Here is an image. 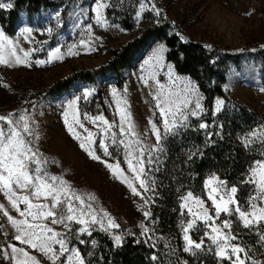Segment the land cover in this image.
<instances>
[{"label":"rangeland","instance_id":"rangeland-1","mask_svg":"<svg viewBox=\"0 0 264 264\" xmlns=\"http://www.w3.org/2000/svg\"><path fill=\"white\" fill-rule=\"evenodd\" d=\"M0 2L7 3L4 0H0ZM143 2H145L146 8L137 22L138 18L135 13L140 10L141 0H110L112 6L105 9L107 24L103 26L97 25L93 18L92 8L96 0H58L57 7L42 10L39 14L31 17L24 11L20 15L16 34L8 36L5 33V35L14 42L17 54L22 59L24 52L20 49L24 51L36 49V51L29 52L27 64H17L14 57H9L6 47L4 56L9 60V63L0 64V114L6 115L11 112L14 114V119L22 114L31 117L30 126L34 135L26 136V139L33 141L48 159L47 168L51 174L63 175L74 189L83 194H93L96 197L93 206L98 211L103 209L115 219L120 225L119 229H110L105 232L96 225L92 231V235L95 232H102L111 239L114 235L123 236V240L126 238L146 239L150 236L151 228L154 226L153 207L159 198L157 177L163 164L166 143L171 136L161 141L160 151H152L151 157L148 156V150H151L150 146L156 144L155 136L151 131L152 123H156L158 127L162 128V118L159 116L153 99L156 85L149 76L151 69L149 65H144V61L151 55L152 49L157 44L165 43L151 41L119 77L108 73L105 76L97 77L91 83L79 81L71 89L61 94L50 95V90L56 84L79 72H94L108 65L115 51L139 38L144 30L166 27L169 36H178L180 39L182 35L185 39L180 40L183 42L210 45V48H215L219 52L231 56L228 64L227 82L223 88L225 98H219L224 101V105L221 112L217 113L215 117L229 107L242 106L264 118V47H262L264 46V0H143ZM151 3H155L157 8L161 9L159 17L151 10ZM7 10H0V13ZM57 11L61 13L59 26L55 17ZM126 20L129 22V28L124 25ZM88 24L93 26L91 38L88 34ZM47 26L54 29L51 36L47 32L35 31V29H43ZM25 27L34 29L28 39H25L28 34L21 32V29ZM81 39L87 40L89 47L81 46L79 44ZM41 42L44 43L41 44ZM73 44L76 45L73 51L78 52V55L67 54L68 48ZM57 46L61 47V51L64 53L62 60H53L44 65L35 63L37 59H47L50 49ZM168 52L165 53V64L172 63L167 60ZM166 73V68L159 70L157 78L166 85V88L171 87L173 91H182L186 78H190L194 84L199 86L198 82L190 76L178 74L175 66L173 68V79L176 81L174 85L168 80ZM141 75L149 79L148 86H145L139 79ZM176 77L181 79H176ZM85 88L90 90V94L86 99L82 98L78 102V107L81 121L89 130L97 133V143L93 146L96 154L100 155L102 160H108L110 163H115L118 159L125 175L132 179L134 174L127 169V164L124 162V146L119 145L117 153V145L111 143V133L102 134L90 119L84 118V113H87L89 117L103 114L109 121H114L115 125H119L120 115L116 111V99L127 101V105L122 103L121 107L131 114L130 122L138 137L124 136L121 138L126 142L139 138L146 149L144 155L145 178L150 190L145 192L143 189H139L138 181L133 182L142 192L143 197L148 199L147 204L144 203L141 196L134 195L128 185L118 179L104 163L92 159L80 147V141L68 132L62 115L67 108L66 102L72 100L74 96H83ZM113 88L117 90L116 97L112 94ZM125 89H127L126 92ZM199 92L203 97L200 102L205 109V96L200 87ZM194 101L195 97H193V104ZM205 115L206 111L201 114L202 118L190 117L189 127L195 122L205 121ZM68 118L71 122V114ZM115 125L112 131L116 132L119 137V128ZM76 127L82 138L87 135L83 129ZM125 127H127V123ZM189 127L181 128L180 131ZM258 131L264 132V130ZM102 135L109 145V151L114 152L116 159L104 156L103 150L98 144ZM36 136L39 139H35ZM53 160L58 163H51ZM228 186L231 187L229 184ZM207 192L208 189H205L204 186L203 193L194 195L200 196L206 201V206L210 207L211 201L207 199ZM244 200L241 201L242 204ZM0 203L5 204L11 215L18 217L2 194H0ZM189 204L193 211L198 210L194 202L189 201ZM144 211L150 212V215L145 217ZM210 211H212L211 207ZM182 212L183 219L180 226L184 249L182 224L186 226L187 220L192 217L188 215L187 209ZM102 214L99 212V215ZM212 214L214 215V211ZM226 218L229 217L222 213L216 223L221 224L222 220ZM230 219L234 221L233 231L239 233V238L233 243L240 244L253 259L264 264V248L262 247L264 242H260L257 235V230L264 222L258 226V229L257 227L245 229L235 216ZM142 224L149 229L144 235L141 234L143 232ZM52 227L57 231L63 230L62 225H53ZM77 227L79 225L73 224V229ZM204 231V223L197 221L190 230V234L194 240L199 241ZM225 231L227 230L225 229ZM15 235V228L0 211V264H10V261L4 259L2 255L5 250L11 252V249L7 248L9 243L21 246L20 242L14 239ZM86 237L85 234L81 238ZM209 244L210 241L205 237L204 250H197V252L214 256L216 264H227L226 261L222 262L215 256L214 246L212 251H208ZM24 247L28 249V246L24 245ZM28 250L37 257L40 264H51V261L43 253L38 250ZM186 254L195 257L190 253ZM247 264H251V262L248 261Z\"/></svg>","mask_w":264,"mask_h":264},{"label":"snow or ice","instance_id":"snow-or-ice-1","mask_svg":"<svg viewBox=\"0 0 264 264\" xmlns=\"http://www.w3.org/2000/svg\"><path fill=\"white\" fill-rule=\"evenodd\" d=\"M13 3L0 2V10L13 8ZM110 0H96L92 11L94 20L97 25L107 24L105 17V9L111 7ZM151 10L159 17L161 9L157 8L155 3H151ZM146 8L145 2L141 0L139 11L135 13L137 22ZM61 13L56 12L55 17L57 25L61 24ZM92 24L87 25L89 38H91ZM117 27H119L117 25ZM34 29L25 27L21 32L27 33L25 39L33 33ZM35 31L47 32L49 36L54 29L47 26L43 29H35ZM181 40L185 38L181 35ZM44 42H41L43 44ZM81 46L89 47V42L85 39L79 41ZM7 47L9 57H14L17 64H27L30 51L24 52L22 59L17 54V48L14 42L5 35L4 29L0 26V64H8L9 60L4 56V49ZM75 44L68 48V55H78L73 51ZM210 48V45H206ZM264 47V46H262ZM170 51L165 44L159 43L152 49L151 55L144 61V65L150 66L149 76L155 82L156 92L153 96L155 107L158 109L159 116L162 118V128L156 123H152L151 131L155 136L156 144L150 146L148 156L151 157L152 151H160L161 141L174 137L179 134L181 128H187L190 125V117H201L205 111L201 104L203 97L199 92V86L194 84L190 78L184 80V88L180 92L173 91L171 87L161 83L157 78L158 71L167 69L168 80L174 85L172 63L165 64V53ZM64 53L61 47L51 48L48 52L47 59H37V65L51 63L53 60H62ZM154 61V63H153ZM29 66H31L29 64ZM143 68V65L141 66ZM145 86L149 85V79L141 75L139 77ZM176 79H181L176 77ZM127 89H125V92ZM90 94V90L85 88L83 96H74L72 100L67 101V108L62 113L64 123L67 126L68 132L77 140L80 141V147L84 149L88 155L94 159L101 161L106 167L120 180L128 185L132 193L136 196H141L144 203L149 201L143 197L141 191L133 181L139 182V189L145 192L149 191L148 181L146 180V169L144 155L146 152L142 141L137 138L135 141L121 138L124 136H137L133 125L130 122V113L121 107V104L127 105L126 100L116 99V111L120 115L119 125H115L114 121H109L103 114H97L89 117L84 113V118L90 119L91 123L100 129L104 135L111 133L112 145H123L125 149V161L127 169L134 174L132 179L125 175V171L121 168V162L116 159L113 151H109V145L106 143L104 136L98 140L99 147L103 150L104 156L116 159L115 163H110L108 160H102L100 155L96 154L94 145L97 143V133L89 130L80 119L78 102L83 98L86 99ZM114 97L117 96V90L112 89ZM193 97L195 101L193 104ZM224 101L217 99L213 109V123L215 116L221 112ZM71 114L72 120L69 121ZM13 113L6 115L0 114V194L18 214L13 216L4 203H0V211L7 217L8 221L15 228L16 235L14 239L20 242L21 246L14 243H9L7 250L3 251L4 259L10 261V264H40V261L35 255H32L28 249L38 250L51 261V264H91V261L86 258L81 249L77 245H86L89 243L86 239L81 238L83 235L92 236L94 226L98 225L99 229L108 232L110 229H119L120 225L115 221L110 214L103 209L99 211L93 206V201L96 197L91 194H83L79 190L72 187L71 183L64 178L63 175L51 174L48 171V159L40 152L38 146L33 141L26 139V136H33L34 133L30 126L31 117L20 115L18 118H13ZM202 118V117H201ZM99 122V123H97ZM127 123V127L125 124ZM151 123V122H150ZM119 128V137L117 133L112 131L113 127ZM78 126L87 133L82 138L81 133L77 131ZM208 122L203 121L198 125L199 129L206 130ZM222 127V125H221ZM218 135L219 133H215ZM208 139L214 135L212 132L206 133ZM35 139H39L38 136ZM260 140L264 144V132L253 130L245 135L242 143L245 148H248L254 140ZM206 140V145H207ZM199 149L190 150L189 159L197 154ZM202 155V153H200ZM264 156V153H261ZM135 161V163H134ZM51 163H58L53 160ZM240 184L252 186L251 191L245 198L244 203L238 197L239 188L236 184L231 187L228 182L222 180L219 176L213 175L205 181V189H208L207 199L211 201L210 207L206 206V201L200 196L194 195L188 191L181 196L180 208L187 209V213L191 219L187 220L186 226L182 224L183 240L185 246L183 251L190 253L192 256H197V250H204L205 237L210 241L208 251L215 248V256L220 261H226L227 264H261V262L253 259L248 251L238 243H233L239 238V233L233 231L234 221L230 219L235 216L236 220L245 229H252L264 222V159H256L249 167L248 173ZM189 201L195 203L197 211H193ZM23 205V207H21ZM102 212V215H99ZM226 214V219H223L221 224H217L216 220L221 217V214ZM150 212L144 211V216L148 217ZM197 221H202L205 225V231L199 241L194 240L190 234V230L196 225ZM73 224L79 227L73 229ZM53 225H62L63 230L57 231ZM143 232L146 234L149 229L143 224L141 225ZM225 229L227 231H225ZM257 235L260 242H264V233L257 230ZM116 246H120L123 242V236L114 235L112 237ZM75 241V243H74ZM139 243V241H136ZM97 240L91 239L90 244L93 248L97 246ZM28 246V249L24 247ZM155 245H153L154 247ZM87 257H92L93 252L87 251ZM153 261L157 260L155 254L152 255ZM182 264H188L183 261Z\"/></svg>","mask_w":264,"mask_h":264},{"label":"trees","instance_id":"trees-1","mask_svg":"<svg viewBox=\"0 0 264 264\" xmlns=\"http://www.w3.org/2000/svg\"><path fill=\"white\" fill-rule=\"evenodd\" d=\"M4 2L14 5L12 9L0 13V25L8 36L16 34L22 12L31 17L58 5V0ZM124 25L130 27L127 20ZM151 41L164 42L170 50L167 60L174 64L177 73L198 82L205 96V121L209 126L206 130L199 129V122H195L166 143L163 164L157 177L159 198L153 207L154 226L150 236L146 239L126 238L120 246H116L108 235L95 232L91 237L84 238L89 241L88 244L78 247L91 264H182L183 261L188 264H216L214 256L198 253L191 257L183 251L180 197L188 191L197 195L203 193L206 179L217 175L230 186L236 184L238 197L243 201L252 186L239 182L245 179L254 160L264 159L261 155L264 144L260 141L254 140L248 148L242 143L246 134L264 130V118L260 114L242 106H232L215 117L213 123L214 102L216 98H225L223 88L231 56L200 43L183 42L178 36H169L166 27L149 28L139 38L115 51L108 65L94 72H79L59 82L50 90V95L61 94L79 81L91 83L108 73L121 76ZM207 132L214 133L210 140ZM197 148L199 151L190 160V150ZM259 230L264 233V224ZM91 239L98 242L95 248L90 244ZM87 251H92L93 256L87 257ZM153 254L157 256L156 261L151 259Z\"/></svg>","mask_w":264,"mask_h":264}]
</instances>
